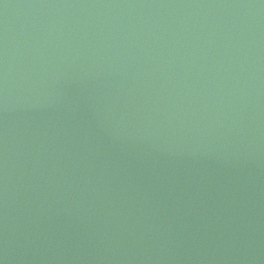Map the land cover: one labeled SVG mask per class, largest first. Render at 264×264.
<instances>
[{
	"label": "water",
	"instance_id": "1",
	"mask_svg": "<svg viewBox=\"0 0 264 264\" xmlns=\"http://www.w3.org/2000/svg\"><path fill=\"white\" fill-rule=\"evenodd\" d=\"M0 264H264V0H0Z\"/></svg>",
	"mask_w": 264,
	"mask_h": 264
}]
</instances>
